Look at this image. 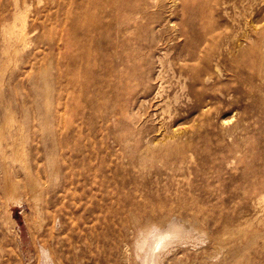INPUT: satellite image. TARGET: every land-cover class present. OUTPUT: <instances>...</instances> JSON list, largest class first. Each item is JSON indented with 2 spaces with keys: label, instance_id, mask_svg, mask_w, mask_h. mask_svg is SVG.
<instances>
[{
  "label": "rangeland",
  "instance_id": "obj_1",
  "mask_svg": "<svg viewBox=\"0 0 264 264\" xmlns=\"http://www.w3.org/2000/svg\"><path fill=\"white\" fill-rule=\"evenodd\" d=\"M183 2L0 0V264H140L168 218L204 240L162 264H264V0L206 1L199 79Z\"/></svg>",
  "mask_w": 264,
  "mask_h": 264
},
{
  "label": "bare ground",
  "instance_id": "obj_2",
  "mask_svg": "<svg viewBox=\"0 0 264 264\" xmlns=\"http://www.w3.org/2000/svg\"><path fill=\"white\" fill-rule=\"evenodd\" d=\"M206 1L207 0H184L183 2V9L185 12L183 36L187 46L191 48V50L187 51L185 56L189 57V61L198 62V65L192 67V69L196 71L193 79L200 78L201 70H199V65L207 61L204 56L200 55V52L203 51L200 50L201 47L208 49V43L212 44V42L220 36L216 33L217 29L214 27L213 21L207 14L211 5L210 3L205 5ZM212 1L214 0H210V2ZM115 9H118V4H116ZM244 23L246 32L243 33V38L248 42L251 36H256V39H254L255 43L252 42L249 43V45L252 51L256 50V52H258L264 44V14L260 13V11H254V14L250 17V22L246 20ZM199 29L202 30V34H199ZM139 36L140 35L136 33L132 39H136ZM194 49H197V53L193 52ZM163 222L168 224L167 227H165L166 225H164ZM163 222L156 223L152 221L143 226L144 228L138 229L134 246L136 258L139 259L140 264H162L165 257L175 246L192 241L195 243L203 242L204 240L203 235L198 234L196 236L193 231L187 230V228L177 220L170 221L168 218L167 221L165 220ZM43 264H53L51 257L46 255Z\"/></svg>",
  "mask_w": 264,
  "mask_h": 264
}]
</instances>
